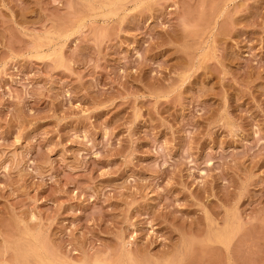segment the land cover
<instances>
[{
	"label": "rangeland",
	"instance_id": "rangeland-1",
	"mask_svg": "<svg viewBox=\"0 0 264 264\" xmlns=\"http://www.w3.org/2000/svg\"><path fill=\"white\" fill-rule=\"evenodd\" d=\"M0 264H264V0H0Z\"/></svg>",
	"mask_w": 264,
	"mask_h": 264
}]
</instances>
